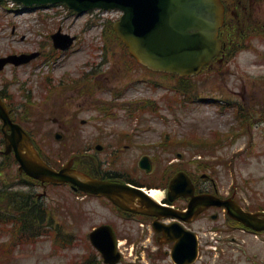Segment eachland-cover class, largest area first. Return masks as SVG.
<instances>
[{
	"label": "rangeland",
	"instance_id": "rangeland-1",
	"mask_svg": "<svg viewBox=\"0 0 264 264\" xmlns=\"http://www.w3.org/2000/svg\"><path fill=\"white\" fill-rule=\"evenodd\" d=\"M56 9L52 8L54 12L46 8L24 10L18 4L0 3V55L44 47L48 50L51 47L48 35L59 26L63 30L81 32L82 39L79 42L84 43L77 46L73 54L57 59L53 66L38 58L21 66L9 65L0 70V88L14 94L12 103L20 108L18 115L23 116L31 128L43 124L42 131L50 136V142L55 148L58 147V143L51 138L55 125L51 123L50 117L47 118L48 115L58 113L68 117L67 127H64L66 133L75 139H86V143L97 134V126L104 122L92 118L96 111L93 108L94 98L91 96L84 98L74 95L71 98L73 92L70 89L62 91L56 87L50 98L43 101L40 89L42 75L45 74L43 72L49 71L52 67L51 81L57 82L65 75L70 73L74 75L79 61L86 56L99 61L103 51L101 45L104 34L105 41L107 36L108 44L115 43L117 49L113 53L107 51L105 56L110 54L112 61L120 53L118 41L112 38L110 30L107 29L106 32L103 30L102 21L90 20L95 21V24L87 26L88 16L76 17L66 8ZM109 16L110 14L107 17ZM115 20L116 18L109 20L107 27ZM44 41H48L47 45L42 44ZM218 67L206 70L200 77L194 79L197 89L201 92L199 100L183 104L179 95V100L173 102L174 109L171 110L166 109L168 97L165 96L175 94L171 89V85L175 83L173 78L143 68L127 72L113 63L105 66L104 69L110 71L106 77L107 88L102 89L101 85L95 95L109 97L115 90L122 88L123 98L116 100L117 102L154 98L161 108V116L167 119L165 121L159 115L150 114V111L142 118L132 119L126 115L125 109H118L117 118L105 120L111 124L109 128L113 130L133 129L137 132V147H131L126 164L131 165L135 157L149 150L148 145L159 140L161 135L169 133L180 136L192 130L206 135L213 129L226 131L235 123L234 104L240 103L245 107L249 102H253L254 105L262 102L264 56L244 49L228 64L222 65L220 69ZM220 104L225 106L221 108ZM42 106L50 110H43ZM81 119H86V122L81 124ZM1 149L3 145L0 143ZM184 149L181 148L178 152L190 153ZM158 150L164 154L165 160L157 159L153 169L164 167L168 155L171 158L177 153L165 152L160 148H157ZM217 154L221 155L222 161L216 164V178L222 188L230 191L235 187L236 194L244 205L254 207L264 204V122L253 127L252 138L242 134L231 144L220 148ZM101 156L104 157V154ZM7 160L0 155V190H4L2 196L0 192V201L5 205L6 214L15 221L17 215L13 205H9L11 201L8 199L9 193L17 189L14 192V196L17 197L23 195L24 190L36 194L42 192L44 188L34 182L19 183L23 178L16 174V165H10ZM172 160L175 161L176 158ZM46 191V195L39 196L38 199L47 207V213H50L48 217L50 221L43 222V230L47 233L30 240L27 235L20 237L22 233L18 226L10 225L9 221L6 225H0V264H85L91 259L87 233L104 221L115 223L120 234L134 235L132 254V243L127 244L124 238L121 239L124 258L119 264H127L128 261L134 260L136 264L142 261L153 264L156 262L154 258L160 264H171L169 257L162 253L167 249L166 245L162 247V251H154L155 236L150 230L145 234L147 224L141 226L133 216L123 217L100 198L77 197L67 187H48ZM222 222L223 216L215 222L206 215L194 224L201 242L200 257L195 264H264V233L254 235L240 229L218 233L217 250L210 249V232L215 224ZM142 234L145 235L143 239ZM221 236L223 240H220ZM147 253L154 257L149 258Z\"/></svg>",
	"mask_w": 264,
	"mask_h": 264
},
{
	"label": "water",
	"instance_id": "water-1",
	"mask_svg": "<svg viewBox=\"0 0 264 264\" xmlns=\"http://www.w3.org/2000/svg\"><path fill=\"white\" fill-rule=\"evenodd\" d=\"M25 4L56 2L60 0H18ZM78 12L91 7L108 9L119 7L123 10L120 21L114 25L117 34L128 44L130 52L139 58L140 61L158 69L175 71L180 74H192L200 70L201 66L214 56L220 46L216 39L217 28L222 22L223 12L219 0H61ZM59 42V41H57ZM19 58H12L17 62ZM4 61V60H3ZM4 106L0 101V112L5 116ZM6 117V116H5ZM6 125L13 129V133L7 136L9 143L20 142V148L24 149L21 157L26 161L25 165L30 169L29 173L40 176L47 173L42 165L36 160L30 144L26 141L25 133L21 127L6 122ZM20 153V152H19ZM71 180H74L71 177ZM86 189L94 188L88 179L84 180ZM95 189V188H94ZM118 189L116 197L121 199L122 193H136L142 197L145 193L139 189L124 187ZM119 193V195H118ZM120 196V197H118ZM149 201V200H148ZM235 216L246 223L258 222L264 225V218H257L255 215L241 210L237 206L227 205ZM151 207V206H150ZM149 207V208H150ZM138 210V209H135ZM154 214L159 215V209ZM163 211L161 214L168 215L170 212ZM172 226V225H171ZM171 226L166 231L171 232ZM104 229L91 233L94 244L100 245L105 261L115 262L118 254L115 252L114 241L100 244V238ZM100 235V236H99ZM187 240L191 239V262L195 256V236L191 232H184ZM179 253V244L173 251L174 258Z\"/></svg>",
	"mask_w": 264,
	"mask_h": 264
},
{
	"label": "flooded vegetation",
	"instance_id": "flooded-vegetation-1",
	"mask_svg": "<svg viewBox=\"0 0 264 264\" xmlns=\"http://www.w3.org/2000/svg\"><path fill=\"white\" fill-rule=\"evenodd\" d=\"M226 8L225 23L221 38L232 40V32L246 26V37L259 38L264 33V0H223ZM242 37V36H241Z\"/></svg>",
	"mask_w": 264,
	"mask_h": 264
},
{
	"label": "bare ground",
	"instance_id": "bare-ground-1",
	"mask_svg": "<svg viewBox=\"0 0 264 264\" xmlns=\"http://www.w3.org/2000/svg\"><path fill=\"white\" fill-rule=\"evenodd\" d=\"M148 191H149L150 195H152L154 198L161 199L162 195L158 190L150 189Z\"/></svg>",
	"mask_w": 264,
	"mask_h": 264
},
{
	"label": "trees",
	"instance_id": "trees-1",
	"mask_svg": "<svg viewBox=\"0 0 264 264\" xmlns=\"http://www.w3.org/2000/svg\"><path fill=\"white\" fill-rule=\"evenodd\" d=\"M89 263L91 264V262L89 261ZM85 264H88V263H85Z\"/></svg>",
	"mask_w": 264,
	"mask_h": 264
}]
</instances>
